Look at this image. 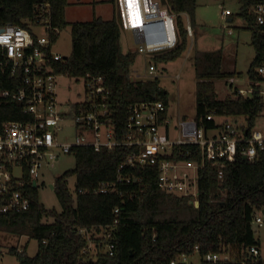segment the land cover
I'll return each mask as SVG.
<instances>
[{
	"label": "trees",
	"instance_id": "1",
	"mask_svg": "<svg viewBox=\"0 0 264 264\" xmlns=\"http://www.w3.org/2000/svg\"><path fill=\"white\" fill-rule=\"evenodd\" d=\"M163 1L175 16L179 40L175 48L151 57L155 65L174 62L186 51L188 35L183 15L187 16L191 30L195 24L196 0ZM262 1L238 0L237 16L244 22L243 29L250 32L254 51L246 72L249 82L262 81L256 70L264 63V27L256 26L251 12ZM110 2L113 4V0ZM44 4L48 5L49 14L42 9ZM67 6L68 0H0V28L13 25L30 29L37 21L42 24L47 16L51 48L60 32L68 28L71 52L54 63V72L75 81L81 79L84 84L87 78H101L111 118L123 131L130 106L160 101L168 108L167 92L157 78H131L130 69L138 54L122 51L116 19L94 16L90 21L69 23L65 19ZM222 62L221 49L193 54L194 119L208 128L212 123L206 122L205 117L213 114L223 122L229 119L249 136L256 119L264 112L260 87L254 86L251 94L242 96L229 82L230 94L219 98L215 82L228 83L240 75L236 70L224 71ZM20 78L0 70V128L8 122L25 124L33 120L24 113L22 103L1 97L3 91L20 88ZM74 108L77 110L79 104ZM237 118H244L245 124L237 125ZM128 152L126 147L99 151L72 148L69 154L74 158V167L56 177L52 189L59 213L45 209L38 201V187L33 188L28 182L25 191L29 208L19 213H0V233L34 239L37 243L33 257L26 255V245L20 253H16V247H10L16 264H170L182 256L193 257L196 250L199 258L210 253L228 255L229 261L215 264H264L248 253L251 247L259 250L251 229V214L264 207V148L257 152L254 161L238 155L233 162H227L221 183L215 167L207 165L199 170L198 207L190 204L189 198L159 189L156 165L118 171ZM120 174L130 175L132 182L117 184L114 192L95 193L101 185L116 182ZM71 176L75 178L74 194L66 187ZM25 180L28 181L26 172ZM115 209H119L116 214ZM43 218H51L52 222L43 223ZM80 230L89 235L91 249L87 238L78 233ZM108 232L115 244L112 256L104 247L109 239L103 235ZM199 264L212 263L200 260Z\"/></svg>",
	"mask_w": 264,
	"mask_h": 264
},
{
	"label": "built area",
	"instance_id": "2",
	"mask_svg": "<svg viewBox=\"0 0 264 264\" xmlns=\"http://www.w3.org/2000/svg\"><path fill=\"white\" fill-rule=\"evenodd\" d=\"M113 7L120 33H131L135 43L133 51L138 55L152 57L176 47L179 39L175 16L161 1L113 0ZM42 9L49 14L48 5H42ZM251 12L256 26L264 27V0ZM229 14L227 9L221 12L223 17ZM183 17L187 35L191 36L187 16ZM49 28L47 16L42 24L37 21L30 29L13 25L0 28V70L8 72L11 77H21L20 88L12 92L3 91L1 97L22 103L24 113L33 117L32 122H8L0 128V213L26 211L30 206L25 191L28 182L37 188L40 169L57 161L60 153L69 154L72 148L87 147L99 151L126 147L129 152L118 171L156 165L158 188L191 199L190 204L194 207H198L199 170L207 165L215 167L221 183L227 162H233L238 155L254 161L257 152L264 148V136L260 131L253 129L247 136L246 131L229 119L223 122L213 114L205 117L206 122L212 123L208 128L194 118L173 119L160 101L130 106L123 131L115 126L111 118L101 78H87L85 100L79 103L77 110L73 106L68 113H62L56 98L58 75L53 66L63 57L50 47ZM228 33L231 34V31ZM155 71L156 65L150 63L144 75L153 76ZM256 73L262 81L249 82L247 89H238L237 93L244 96L251 94L254 86L260 87L264 103V63ZM65 119H70L74 127L72 143L58 141V133L63 130L61 123ZM16 170L20 172L19 176H16ZM25 172L28 181L25 180ZM131 178L130 175L124 177L120 174L116 182L101 185L95 193L114 192L117 184H130ZM118 210L115 209L114 213ZM263 214L264 207L253 210L251 224L261 227ZM78 233L87 238L88 249H91L89 235L84 230ZM103 237L109 239L104 247L112 256L115 249L112 235L108 232ZM15 247L16 253L22 251L19 244ZM248 253L259 256L256 247L249 248ZM194 256L199 258L197 250ZM189 259L182 256L170 264H192ZM200 260L215 264L229 261V257L210 253Z\"/></svg>",
	"mask_w": 264,
	"mask_h": 264
},
{
	"label": "rangeland",
	"instance_id": "3",
	"mask_svg": "<svg viewBox=\"0 0 264 264\" xmlns=\"http://www.w3.org/2000/svg\"><path fill=\"white\" fill-rule=\"evenodd\" d=\"M68 8L65 10L67 22L90 21L94 16L106 17L108 20L116 19L113 4L110 0H68ZM195 24L192 27L191 36H188L187 51L176 61L167 64H157L153 76L144 75L148 64H152L151 57L137 55L135 63L131 66L130 75L133 80H150L157 78L160 86L167 92L169 113L172 116L180 115L187 118L195 116V77L193 70V54L197 50L213 51L222 49L224 71L236 70L240 75L232 79V88L237 87L247 89L248 79L246 72L254 57V51L250 45V32L243 29L244 22L238 17V0H196ZM227 9L231 16L223 17L222 10ZM228 17V18H227ZM185 19V17H184ZM227 19H232L227 22ZM105 20V19H104ZM231 30V35L228 34ZM41 33L39 30H37ZM120 45L124 53L133 51L135 43L131 33L120 34ZM53 52L67 58L71 52V38L68 28L62 30L57 42L52 47ZM190 50V51H189ZM189 57H186V53ZM228 83L223 80L215 82L217 96L224 98L230 94ZM231 83V82H230ZM264 89V85L262 87ZM248 93L247 95H249ZM56 98L59 109L62 113H68L70 108L85 100L84 81H75L64 75H58L56 79ZM234 121L233 119L231 120ZM234 123V122H233ZM237 125H244V118L235 120ZM63 130L58 133V141L61 143H72L75 137L74 127L70 119L62 121ZM254 129L260 131L264 136V112L256 119ZM74 158L70 154H59L58 160L50 162L39 171L38 177V201L47 210L60 212V206L55 193L50 189L55 178L64 172L73 169ZM16 176L20 172L15 171ZM75 178L71 176L66 181V187L71 194H74ZM262 226L257 227L251 224L254 232V239L259 244L258 258L264 261V214ZM43 223H51V218H43ZM26 245L25 253L29 257L36 254L37 243L34 239L26 237H15L0 233V264H16V256L9 253L10 247ZM22 249V248H19ZM189 263L198 264L197 256L190 257Z\"/></svg>",
	"mask_w": 264,
	"mask_h": 264
},
{
	"label": "crops",
	"instance_id": "4",
	"mask_svg": "<svg viewBox=\"0 0 264 264\" xmlns=\"http://www.w3.org/2000/svg\"><path fill=\"white\" fill-rule=\"evenodd\" d=\"M68 3H69V1H68ZM67 8H68V7H67ZM67 8H66V11H67ZM230 16H231V13L229 14V17H230ZM99 17H101L102 19L108 20L106 17H102L101 15H99ZM227 18H228V17H227ZM231 20H232V19H227L226 21H227V22H230ZM69 23H72V22H69ZM185 24H186V21H185ZM228 31H231V30H228ZM228 34H229V33H228ZM231 34H232V33H231ZM231 34H229V35H231ZM221 50H222V49H221ZM186 51H187V49H186ZM186 51H185V52H186ZM189 51H190V50H189ZM197 51H201V50H197ZM185 52H184V53H185ZM195 52H196V51H195ZM222 52H223V51H222ZM187 56H188V57L190 56L188 52L186 53V57H187ZM192 58H193V56H192ZM233 70H235V69H233ZM232 79H233V78H232ZM232 79H229V81L231 82V84H232V82H233ZM248 82H249V81H248ZM248 86H249V85H248ZM248 86H247V87H248ZM236 89L238 90V89H244V88H239V87H237ZM167 111H168L169 116H171L173 119H176V118H178V117L187 118V117H185L184 115H183V116H180V115L172 116V115L169 113V106H168V110H167ZM193 118H194V117H193Z\"/></svg>",
	"mask_w": 264,
	"mask_h": 264
},
{
	"label": "water",
	"instance_id": "5",
	"mask_svg": "<svg viewBox=\"0 0 264 264\" xmlns=\"http://www.w3.org/2000/svg\"><path fill=\"white\" fill-rule=\"evenodd\" d=\"M161 4H164V1L163 0H161ZM0 32H1V30H0ZM33 186L35 187V184ZM49 187H50V189H53V185H50Z\"/></svg>",
	"mask_w": 264,
	"mask_h": 264
},
{
	"label": "snow or ice",
	"instance_id": "6",
	"mask_svg": "<svg viewBox=\"0 0 264 264\" xmlns=\"http://www.w3.org/2000/svg\"><path fill=\"white\" fill-rule=\"evenodd\" d=\"M5 40H6V38H5Z\"/></svg>",
	"mask_w": 264,
	"mask_h": 264
}]
</instances>
